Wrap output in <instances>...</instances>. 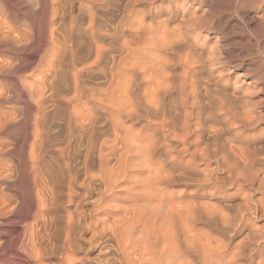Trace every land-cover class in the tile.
Wrapping results in <instances>:
<instances>
[{
    "label": "bare ground",
    "instance_id": "6f19581e",
    "mask_svg": "<svg viewBox=\"0 0 264 264\" xmlns=\"http://www.w3.org/2000/svg\"><path fill=\"white\" fill-rule=\"evenodd\" d=\"M84 1H37V39L49 25L44 74L25 91L0 89V104H20L0 111V227L16 225L0 264H264V150L245 139L258 116L210 98L225 96L210 84L222 75L193 38L197 16L184 4L131 5L139 26L101 24L96 13L114 0ZM6 31L0 47L22 45ZM3 60L0 74L22 69ZM219 136L228 145L211 148Z\"/></svg>",
    "mask_w": 264,
    "mask_h": 264
},
{
    "label": "rangeland",
    "instance_id": "374dc122",
    "mask_svg": "<svg viewBox=\"0 0 264 264\" xmlns=\"http://www.w3.org/2000/svg\"><path fill=\"white\" fill-rule=\"evenodd\" d=\"M37 1L38 0H7L6 5L3 6L4 9L0 7V17L2 18V19L0 18V20L2 21V23L0 21V26H2L3 29H5V31L6 28H8L6 34L9 37L15 38L17 35V37L20 39L21 42L23 40L24 42L28 41V43L29 40L33 38L30 41L31 43H29V45L27 42H25V44L24 42L23 43L20 42V44L22 45L24 44V45L23 47L22 45L19 46L17 48L18 50L15 48H13L14 50H12L11 48L9 49L10 50L9 51L0 47L1 61L4 59L5 61L4 60L3 61L6 65L8 64L7 66L12 67L13 65H20L22 68L20 69L19 73H13L12 69L10 70V68L5 67V72H4L5 74L4 73H2L3 75L0 74V89L5 93L9 91L8 83L10 82H15L16 85L18 84L19 87L17 86L16 89L20 88L21 90L25 91L27 90L28 86L33 85V83L35 84L36 83L35 81L38 80L37 78H40L41 75L44 74L43 72H41L40 66L37 67L38 66L37 64L40 65V61L43 60V58L45 57L44 49L42 50L37 48L39 47V39L44 41L47 39L46 41H48L49 22H46V25L48 26H46V29L43 34L41 32L40 38L37 39L36 33L38 32L39 22H37L38 18L36 19V17H33V13L35 12L37 13L39 11L38 6L40 5H38ZM46 1L48 2V4L50 2L53 3V5L57 6V4L60 3L58 4L59 6L64 3L63 5L66 6L69 3H72V5H74L77 2L80 1L82 2L84 0H75V1L57 0L58 2L56 0H46ZM114 1L113 3L111 2L112 4H110V8L103 9L102 12L98 11L96 13L97 22L101 24H106V23L109 24V23H113L115 20L120 21L123 18V21L126 22L132 21L133 23H135L134 26H139V20H140L139 17L137 18L129 17L128 9L131 8V5H133L136 10L141 12L140 10L144 11L149 8L153 9L158 7H161L162 11H168L169 10L168 8H173L174 5H177L180 8L181 7L180 4H184V6H186L190 10L189 15H194V16L196 15L197 18L199 19L198 22H196L197 23L196 25L197 27L200 28L196 30L193 38L197 37V42L199 43L203 42L202 43L203 45H201L204 46L203 54L210 55L215 60L214 61L215 65L212 67V69L215 71L214 75L215 74L217 76L220 74L222 75V76L220 75L221 79L219 77H216V80L213 79L210 82V84H214L215 87L211 85L214 87L213 90L215 89L219 91L221 90V93L225 94V96H223L222 94L220 95V93H218L215 90L210 93V98L214 99V102L218 104L226 103V101L224 102V99L226 98L228 100L229 98V101H233L232 103H236L237 107L240 106L241 108L251 109L258 116V121H257L258 126L254 128L255 131L248 130L249 134L245 136V139H247L250 144L257 145L260 148H262V150H264V147H261L264 146V18H262V12H261L262 7L264 6V0H152V1L139 0L137 1V3L135 2V4H132L133 0L132 1L130 0V2L128 0H114ZM71 11L69 10V12L67 13L68 15L67 14L65 15L64 21H66V24H69L71 18L76 16L75 14L76 12L72 9ZM82 13H85L84 10ZM58 16H60V14ZM50 17L51 15L47 17L48 19L47 21L50 20L51 22ZM143 21L145 24L151 23L149 22L147 17ZM4 22L7 24H5ZM4 24L5 26H3ZM179 25L180 23L178 19L173 20V22L171 21L168 24V28L174 29ZM158 27H159L158 24L153 22L151 23V27L149 29L156 30ZM11 29H13L14 32L13 30L12 32H10ZM17 32L20 33V35H18ZM22 33L26 37L21 36ZM29 34L31 35L29 36ZM32 35H34L35 37ZM24 38H27L28 40ZM23 49L25 52L23 51ZM35 52L37 55L35 54ZM88 62H90V60L87 61L86 64H88ZM6 68L8 69V71ZM97 83L98 82H96V84ZM223 85L228 86V89L227 90L222 89L221 87H223ZM91 86H93V84H91ZM232 86L240 89L239 94L236 95L237 99L234 98L233 96L231 99V96H229L231 94L229 87ZM215 95H217V97ZM3 104L5 105L3 106ZM18 106H20V104H18L17 102L11 103L9 101L8 103L6 101L0 104V111L2 112L7 111L8 114H11L13 110ZM261 134L263 138L255 137L256 135L261 136ZM223 135L224 137L228 136L225 134ZM0 136H1L0 138L3 137V135ZM218 138L219 139L217 141L213 142L211 148L213 149L215 148L219 150L220 148L222 149L223 146L228 145V143L224 141L223 137L219 136ZM10 140L12 141L13 139L10 138ZM8 141L9 140L6 138L5 146L6 145L8 146ZM8 162L10 163V161ZM202 167H203L202 165L198 164L199 169H202ZM191 178L195 180L197 176L193 175ZM6 193L8 192L6 191ZM239 202L240 199L237 200V203ZM15 219L16 221L19 219L17 212H14L13 214L12 213L9 214L7 221L14 222ZM30 222L31 220H25V223L24 222L19 223V226H24L27 224L29 225ZM15 226L16 225L13 226V224L11 225V223H7L6 225H1L0 242H4L6 241L5 239L10 237V232L13 231L12 229H15ZM198 228H200L203 231L209 230L208 228L202 226H198ZM6 233L7 235H5ZM213 234L215 237L218 238H221L222 236L220 233L217 232L216 233L214 232Z\"/></svg>",
    "mask_w": 264,
    "mask_h": 264
}]
</instances>
